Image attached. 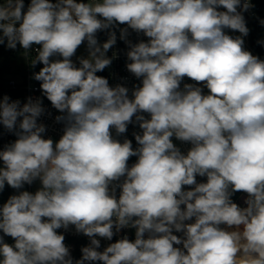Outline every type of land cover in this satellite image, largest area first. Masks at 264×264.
Listing matches in <instances>:
<instances>
[{"label": "clouds", "instance_id": "clouds-1", "mask_svg": "<svg viewBox=\"0 0 264 264\" xmlns=\"http://www.w3.org/2000/svg\"><path fill=\"white\" fill-rule=\"evenodd\" d=\"M254 7L0 0V46L42 65L31 77L41 96H0V127L16 137L0 148V194L15 190L0 204V264H264V59L245 47ZM118 39L139 81L131 89L98 75ZM43 98L60 113L55 142ZM72 229L89 239L78 259L65 243ZM124 229L134 239L101 250L97 237Z\"/></svg>", "mask_w": 264, "mask_h": 264}, {"label": "built area", "instance_id": "built-area-1", "mask_svg": "<svg viewBox=\"0 0 264 264\" xmlns=\"http://www.w3.org/2000/svg\"><path fill=\"white\" fill-rule=\"evenodd\" d=\"M252 3L255 5V7L251 10V12L245 13V19L251 20L252 18H255L259 11L261 10V6L259 5L258 0H252ZM131 31V30H130ZM233 35H238L239 33H230ZM117 36H119V33H117ZM129 39H131L134 43L137 42L139 39H146L143 36H137L136 33H131ZM245 47L247 50L251 51L254 55H258L261 59H264V56H260L261 54L257 53L251 46L250 41H249V35L245 38ZM22 49L19 47L17 50L13 51L8 49V52L11 55L13 54H20V56L23 57L22 55ZM127 51V46L123 41H120L118 39L117 45L109 51L108 55L111 56L113 52H118V58L113 60L112 65L107 68V78L109 79L110 85H115L117 83H122L126 84L130 89L133 86V84L139 83V81L136 80L135 77H133L126 69V63H127V58H126V53ZM34 55V53H33ZM264 55V54H262ZM24 58V57H23ZM30 59V58H29ZM27 67L25 70L24 77L16 81L14 79L6 78L5 72L2 75V83L3 87L0 89V96L3 95H9L12 99H20L22 102L25 101L26 97L32 96L33 98L41 96V92L39 89V82L35 81L32 79V74L28 71V62L24 58ZM185 83H192V81L188 80L187 78L184 81ZM205 91H207L205 89ZM43 105L46 108V113L44 116L41 117L40 122H43L44 124L47 125V132H46V137H51L54 142L57 141L62 135V124H58L55 121V117L57 115H60V113L52 108L50 102L46 99L43 98ZM134 131H139L137 126H134ZM15 136L12 134L7 133L2 127H0V148H2L5 144L14 141ZM174 143L177 144V146L181 147L182 150H186L189 145H184L181 144L179 141H175ZM136 159L133 160L130 159L129 164H132L135 162ZM204 178L197 177V180H203ZM25 189L28 191H31V186L25 185ZM11 195L14 194L15 190L11 189ZM60 232H63V229L58 230ZM134 229H124L122 232L116 236L113 237L112 241H107L102 238L97 237L98 239H101V250H103V247L107 246L111 242H115L117 239H119L123 235H128L130 239H134ZM65 243L68 245L71 249L72 255H75V252L77 249H81L83 246H86L89 243V239L81 234H76L74 232V229L65 232ZM180 235V234H177ZM7 242L12 243L13 241L11 238L6 237L5 238Z\"/></svg>", "mask_w": 264, "mask_h": 264}, {"label": "trees", "instance_id": "trees-1", "mask_svg": "<svg viewBox=\"0 0 264 264\" xmlns=\"http://www.w3.org/2000/svg\"><path fill=\"white\" fill-rule=\"evenodd\" d=\"M28 2H29V0H25L26 5ZM258 2H259V5L261 6V10L259 11L258 15L255 18H252L251 20H248L246 22H247V26L250 29L249 41H250L252 48L257 53L264 54V47L257 44L258 40L264 39V26H261L258 22V19H257V17H259L260 19H264V0H258ZM98 36H99L100 40L106 39V35L104 33H99ZM9 57H10V54L8 52V49L5 46H0V89L3 87V83L1 81L2 75L6 70L5 60L8 59ZM41 66L42 65H37V67L34 69L30 68L28 66V71L31 74H33V72L39 71V68ZM98 75H102V76L107 77V68L103 72L98 73ZM133 132H134V125H129L128 131L125 135L127 136L128 139H131L133 141V147H135L136 142H135L134 137L132 135ZM120 139H123V137H120ZM132 158H133V160L136 159V157H132ZM201 181L202 180H199V182H201ZM10 191H11V188L6 186L3 193L0 194V204L5 202L7 200V198L11 195ZM233 200L235 202L241 204V206H243V194L242 193L235 194L233 197ZM80 255H81L80 249H77L75 252V255L73 257L78 259L80 257Z\"/></svg>", "mask_w": 264, "mask_h": 264}, {"label": "rangeland", "instance_id": "rangeland-1", "mask_svg": "<svg viewBox=\"0 0 264 264\" xmlns=\"http://www.w3.org/2000/svg\"><path fill=\"white\" fill-rule=\"evenodd\" d=\"M246 21H248V19H246ZM80 55H84V56L87 55L84 46H81L77 51V56ZM260 56H264V55L261 54ZM73 59H75V57ZM5 65H6V70H5L6 78L19 81L24 77L27 64L24 58L20 56V54L11 55L8 59L5 60ZM38 186H39L38 182L34 183L31 186V191L34 192Z\"/></svg>", "mask_w": 264, "mask_h": 264}]
</instances>
